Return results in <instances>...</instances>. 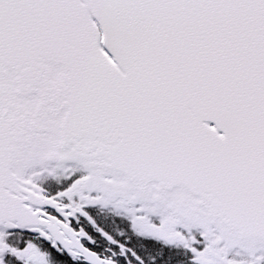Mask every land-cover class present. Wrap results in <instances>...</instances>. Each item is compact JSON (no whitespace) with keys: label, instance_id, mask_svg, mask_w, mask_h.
<instances>
[{"label":"snow or ice","instance_id":"obj_1","mask_svg":"<svg viewBox=\"0 0 264 264\" xmlns=\"http://www.w3.org/2000/svg\"><path fill=\"white\" fill-rule=\"evenodd\" d=\"M0 264H264V0H0Z\"/></svg>","mask_w":264,"mask_h":264}]
</instances>
